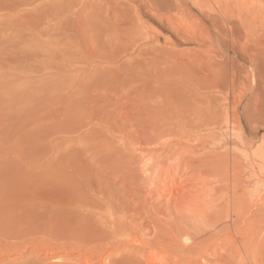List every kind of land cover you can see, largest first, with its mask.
<instances>
[{"label":"bare ground","instance_id":"6f19581e","mask_svg":"<svg viewBox=\"0 0 264 264\" xmlns=\"http://www.w3.org/2000/svg\"><path fill=\"white\" fill-rule=\"evenodd\" d=\"M126 1L133 7L137 4L133 10L126 3L128 11L144 6L166 23L171 36L197 41L204 50L205 56H200L207 59L202 60L207 68L201 63L203 71L198 68L205 73L198 72L200 87L215 88V93L210 100V94L200 96L197 91L209 102L203 98L207 103L200 105L205 102L201 100L196 105L197 94L192 92L197 88L184 87L185 96L195 98V104L183 99L185 106L170 98L163 99L173 105L162 104V98L158 105L160 101L150 97V104L139 110L144 111L142 117L131 115L137 111L136 103L129 110L132 102L121 105L119 97L110 99L114 105L106 99L102 102L106 105L94 104L86 111L83 120L89 121L85 125L82 121L81 127L96 124L88 131L93 137L82 134L80 151L74 148L77 164L72 166L73 155L67 160L65 154L72 163L65 162L69 166L62 181L70 194L64 201V233L80 241L77 248L82 246L84 257L80 264H264V188L260 194L250 190L253 179H247L248 185L246 178L251 169L245 170L247 165L264 170V0ZM121 2L125 1L119 6ZM114 9L113 13L123 9L130 17L124 6ZM181 90L183 97L179 96L185 98ZM122 98L125 103L127 98ZM127 106L131 114L124 111ZM211 125H223L235 141L201 134ZM258 141L253 155L234 148L216 152L223 143L235 144L241 151Z\"/></svg>","mask_w":264,"mask_h":264},{"label":"rangeland","instance_id":"374dc122","mask_svg":"<svg viewBox=\"0 0 264 264\" xmlns=\"http://www.w3.org/2000/svg\"><path fill=\"white\" fill-rule=\"evenodd\" d=\"M119 1L123 0H0V264H80L83 261V253L79 250L82 246L77 248L80 241L64 233L66 210L63 212V209L70 194L66 191L69 194L66 199L68 194L62 181L63 172L69 166L66 163L71 162L65 160V154L67 160L73 155L72 166L77 164L74 156L80 151L82 134L87 132L88 139L93 137L88 133L96 124L81 127L82 121L83 125L89 121L83 117L91 106L106 105L102 102L107 100L113 104L111 100L119 97L117 102L123 101L124 97L128 101L119 104L132 102L126 104L131 109L127 106L124 111L134 110L131 105L136 103L139 112L150 104V97L160 101L158 105L163 98L182 105L186 98L185 101L193 103L195 98H191L196 93L197 105L205 97L200 96L208 93L210 99L212 92L215 93V88L214 91L212 87H205L208 91L201 88L202 79L197 77L204 75L200 70L207 68L202 62L205 55L201 51L204 50L197 41L171 36L167 32L168 25L147 12L144 6L133 11L137 4L133 7L124 0L125 5L121 2L119 6ZM126 3L132 6V11H128ZM121 6L130 17H126L123 9L118 14L113 13L114 8L118 10ZM197 49L201 53L198 54ZM195 57L198 65L193 64ZM200 63L204 64L203 69ZM195 79L200 84L195 83ZM197 85L201 90H197ZM184 87L186 91L197 89L189 98L185 96L188 92ZM181 89L186 93L185 98H182ZM177 92L182 97H178ZM139 102L141 107L137 105ZM163 103L173 105L167 100ZM221 108L219 110L224 111ZM135 111L127 112L134 116L144 115L142 111ZM213 126L205 127L201 134H216L225 142L235 141L223 125ZM115 135L113 138L118 140ZM259 143L261 141L249 149L241 147V151L235 144L226 146L223 143L224 147L216 152L234 148L241 154L253 155ZM77 156L80 159L81 156ZM255 166L247 165L245 170L251 171L250 176L245 171V176H248V185L253 179L249 189L254 188L253 192L260 194L264 188L261 183L264 170ZM73 210L76 212V208Z\"/></svg>","mask_w":264,"mask_h":264}]
</instances>
